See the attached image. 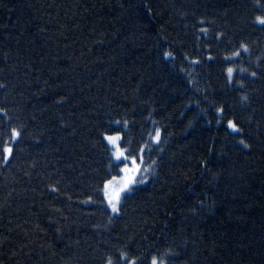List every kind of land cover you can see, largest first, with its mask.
Segmentation results:
<instances>
[{"label":"trees","instance_id":"obj_1","mask_svg":"<svg viewBox=\"0 0 264 264\" xmlns=\"http://www.w3.org/2000/svg\"><path fill=\"white\" fill-rule=\"evenodd\" d=\"M258 17L264 0H0V264H264Z\"/></svg>","mask_w":264,"mask_h":264},{"label":"snow or ice","instance_id":"obj_2","mask_svg":"<svg viewBox=\"0 0 264 264\" xmlns=\"http://www.w3.org/2000/svg\"><path fill=\"white\" fill-rule=\"evenodd\" d=\"M257 19L260 20L261 23H264V17H258ZM165 55L167 56V55H170V54L165 53ZM228 71H229V73H231L232 69H228ZM253 75H254V73H253ZM228 123H229V127L231 129H233L234 131H239V128H238L237 124L233 123L232 121H229ZM18 135H19V133L16 132V130H13V137L15 138ZM158 135L159 134L157 133V137H158ZM107 139H109L112 142V144L115 146L116 145V141L119 139V137H107ZM240 143L243 144L244 147H248V145L245 144V142L243 140H241ZM11 153H12V148L10 146L6 145L3 148V154H4V160L5 161L8 160V158H9ZM123 155H124L123 153L117 152V159H120ZM110 183L111 182H109V184ZM129 183H131V179L130 178L123 183L122 187L123 188H127ZM106 187H107V185H106ZM106 195L109 196V203H110V205L112 207V210L113 211H118L117 206H116V202L119 199V190H113L111 193L106 192ZM108 264H112L111 260L108 261ZM133 264H134V262H133ZM152 264H158V261H157L156 258H153Z\"/></svg>","mask_w":264,"mask_h":264},{"label":"rangeland","instance_id":"obj_3","mask_svg":"<svg viewBox=\"0 0 264 264\" xmlns=\"http://www.w3.org/2000/svg\"><path fill=\"white\" fill-rule=\"evenodd\" d=\"M109 143H110V145L112 147L111 150H112V153H113V155L115 157L114 158L115 161L124 158V155H123L120 159H117V152L123 153L122 149L119 147V145H120L119 141L118 140L116 141V145L115 146L112 144L111 141H109ZM133 162H136V161H133ZM135 175H136V171H132V170H128V169L125 171V167H124L123 173L121 175V178L119 180H114L112 183L108 184L107 187L105 188V191H104L105 193L104 194L106 196V199L109 200V196L106 195V192L111 193L113 190H119V193H120L121 191H125V189H127L130 185H132L134 183ZM129 178L131 179V183L128 184L127 188H123L122 187L123 183L126 180H128Z\"/></svg>","mask_w":264,"mask_h":264}]
</instances>
